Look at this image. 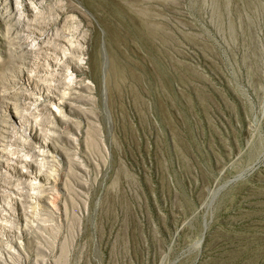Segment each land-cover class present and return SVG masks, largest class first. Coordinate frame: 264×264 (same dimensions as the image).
Segmentation results:
<instances>
[{"label": "rangeland", "instance_id": "obj_1", "mask_svg": "<svg viewBox=\"0 0 264 264\" xmlns=\"http://www.w3.org/2000/svg\"><path fill=\"white\" fill-rule=\"evenodd\" d=\"M0 264H264V0H0Z\"/></svg>", "mask_w": 264, "mask_h": 264}]
</instances>
